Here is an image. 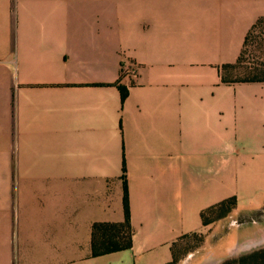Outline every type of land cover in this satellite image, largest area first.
I'll list each match as a JSON object with an SVG mask.
<instances>
[{
    "label": "crops",
    "instance_id": "0c3cea01",
    "mask_svg": "<svg viewBox=\"0 0 264 264\" xmlns=\"http://www.w3.org/2000/svg\"><path fill=\"white\" fill-rule=\"evenodd\" d=\"M262 17L264 0H0V264H174L203 210L263 208L264 82L222 80ZM124 184L131 248L93 257Z\"/></svg>",
    "mask_w": 264,
    "mask_h": 264
},
{
    "label": "rangeland",
    "instance_id": "374dc122",
    "mask_svg": "<svg viewBox=\"0 0 264 264\" xmlns=\"http://www.w3.org/2000/svg\"><path fill=\"white\" fill-rule=\"evenodd\" d=\"M260 61H264V37L256 32L244 46L241 64L232 71L231 79L240 80L246 70ZM259 248H264V207L247 214L233 215L228 220L227 217L218 220L205 234L184 239L176 253L178 260L182 261L189 254L208 250L218 260L207 264H224Z\"/></svg>",
    "mask_w": 264,
    "mask_h": 264
},
{
    "label": "trees",
    "instance_id": "16d2710c",
    "mask_svg": "<svg viewBox=\"0 0 264 264\" xmlns=\"http://www.w3.org/2000/svg\"><path fill=\"white\" fill-rule=\"evenodd\" d=\"M258 32L264 37V17L259 18L252 26L244 40V46L248 43L251 34ZM243 49L233 65H224L222 67V80L225 83L236 82H264V61L254 64L252 68L246 70L240 80L234 81L231 79L232 71H235L241 64ZM127 92L120 89L121 100H124ZM236 208V199L229 198L220 202L219 204L207 208L200 213V220L204 227L209 226L229 216ZM123 222L114 223H100L93 224L91 227V255L98 257L101 255L111 254L129 250L132 245V231L130 227V215L128 208V198L126 185L123 186ZM200 234L192 233L182 236L177 242L173 243L171 247L172 262L176 263L179 259L176 251L180 243L191 236H199ZM224 264H264V248L253 250L249 253L243 254L236 261H227Z\"/></svg>",
    "mask_w": 264,
    "mask_h": 264
},
{
    "label": "built area",
    "instance_id": "2783aa9c",
    "mask_svg": "<svg viewBox=\"0 0 264 264\" xmlns=\"http://www.w3.org/2000/svg\"><path fill=\"white\" fill-rule=\"evenodd\" d=\"M137 74V69L132 67H124L121 71V78H134Z\"/></svg>",
    "mask_w": 264,
    "mask_h": 264
}]
</instances>
